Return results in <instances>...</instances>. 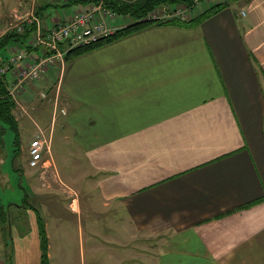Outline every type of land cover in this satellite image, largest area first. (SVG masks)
Masks as SVG:
<instances>
[{
    "label": "crops",
    "instance_id": "1",
    "mask_svg": "<svg viewBox=\"0 0 264 264\" xmlns=\"http://www.w3.org/2000/svg\"><path fill=\"white\" fill-rule=\"evenodd\" d=\"M10 2V15L38 12L49 25L91 3ZM219 3L226 5L197 25L153 24L58 64L44 105L27 88L14 99L18 129L30 128L25 145L40 135L49 146L42 170L28 157L22 163L15 147L7 154L29 181L30 201L15 205L28 216L10 231L15 264L41 262L38 214L51 264L54 257L55 264H264V0H216L209 8ZM84 181L87 190L75 188ZM100 202L120 211L111 245L95 233ZM75 223L79 246L69 229ZM134 230L157 243L136 250L143 257L117 249L132 245ZM5 250L0 264H10Z\"/></svg>",
    "mask_w": 264,
    "mask_h": 264
},
{
    "label": "rangeland",
    "instance_id": "2",
    "mask_svg": "<svg viewBox=\"0 0 264 264\" xmlns=\"http://www.w3.org/2000/svg\"><path fill=\"white\" fill-rule=\"evenodd\" d=\"M6 2H4L3 4L0 3L1 8L3 7V12H0V37H2L5 33L12 31V30H16V26L20 23L21 21V16H23V14L26 13H14L13 15L9 14L10 9L12 8L13 4L12 2H10V0H5ZM122 1V0H120ZM123 1H134V0H123ZM216 1V0H215ZM215 1H208V0H200L198 2L197 6H194L193 9L190 5H180L178 7V9H186V12L191 13L192 15H196L199 12H203L204 10H206L207 8H209L211 4H214ZM210 2H213L211 4H209ZM170 7L169 5H162L156 9H154L157 14H164V13H170ZM191 7V9H190ZM2 11V10H1ZM151 13V12H150ZM150 13L148 14V16L150 15ZM171 13H174L171 11ZM36 14V12H35ZM38 15V14H36ZM39 16V15H38ZM147 16V17H148ZM40 17V16H39ZM146 19H152V18H147ZM115 19L118 21L115 22ZM111 20V19H110ZM132 21L131 17L128 16H124L122 14L118 13V16L116 18H114V25L117 27L123 26L122 24L124 23H130ZM118 29V28H116ZM16 49L12 48L10 50V48L7 50V56L9 55L10 52L14 51ZM37 53V52H36ZM39 54L42 53V51L40 50V52H38ZM2 69V68H1ZM1 73V71H0ZM4 74V73H3ZM60 76V67L55 65L53 67H51L45 74L44 77L40 80L37 81H32V82H28L26 84V88H27V92L31 91V92H36L39 93L45 91L48 96L47 97H42L37 95L36 98L33 97L34 102H36L37 104H42L44 105L45 103H47L50 97L53 96L52 91L53 88H55L57 85L56 84H51L50 86L47 83H51L53 81H57L59 79ZM10 79V78H9ZM31 99V100H33ZM26 103L28 101V99L24 100ZM45 102V103H43ZM22 105V104H21ZM32 125V124H30ZM7 132L4 133L1 138L4 140L2 143L0 140V149H2L3 152L0 151V172L3 174H0L2 177L0 179V202L1 204L4 206L5 210L2 212L5 216H2L3 221H0V227L1 224H5L4 227L2 226V228H0V236L3 235L4 232V237L8 236V240L6 241V245L4 244L5 248H6V252L8 253V255H10L11 253V258L14 262V248H13V237L12 235H10V231L13 228V225H17L18 222L21 220V223L23 221V219L25 217L28 216V211H26L25 209L21 208H17L16 206H20L18 204H25L28 203L30 201L28 193H29V186H28V179L26 177H21L20 174L17 175L14 173V169H13V165H12V161H13V157L8 158L7 154L8 153H13V149L14 147L17 149L20 146V134L22 135V143L24 144V150L20 152V149H17L15 151V153L20 157V161L23 163L25 159H27L28 157V145L29 142L25 145L26 143V138L28 137L29 133H30V128L26 126L22 127L21 130H19V132L17 133L15 130H11V129H7ZM32 138V137H31ZM52 150L54 151V154H58L61 153L62 148L60 145V142L55 140L53 145H52ZM9 155V154H8ZM17 156V157H18ZM29 159V157H28ZM27 159V160H28ZM19 160V158H18ZM60 165V169L63 171L65 170H69L66 163L64 162H59ZM39 170H42L40 168H37ZM71 171V170H70ZM72 172V171H71ZM14 173V174H13ZM5 174V175H4ZM8 174V177L7 175ZM86 179V178H85ZM22 180V181H21ZM87 180V179H86ZM10 181V182H8ZM74 186H76V189H79V191H82L83 188L85 190H87V187H90L89 184L84 181V184H79L76 183L74 184ZM26 189V192H25ZM86 194L84 193V196ZM83 198L88 202V198L84 197ZM96 196V195H95ZM33 200V196H31V201ZM97 199H95V204H96ZM35 206L39 207L38 203L35 204ZM11 206V207H10ZM97 206H98V202H97ZM9 207L11 209H9ZM100 215L98 216V222L95 226V233L99 234L100 240L102 243L104 244H114L117 239H114L113 241L111 240V237L115 236L112 235L114 230H116L118 228L117 223H118V213L120 211L115 209V204H112L111 206H105L103 203L100 202ZM34 210V209H33ZM6 217V218H5ZM9 217V221L8 218ZM68 217L69 218H73V222H78L77 221V215H73L72 212L68 213ZM6 220H5V219ZM45 219L47 220V217L45 216ZM28 220V219H27ZM90 218H85L83 220L84 224V230H85V235L86 238L89 234L88 237H91V229H93V227H91L90 225ZM10 223V225H9ZM72 224L70 225L69 229L71 231V235L76 237V243L77 246H79V243L82 240V236H81V232L79 229V225L77 224ZM13 224V225H12ZM55 228V227H54ZM120 229L122 230V232L124 233L125 231L122 229V227L120 226ZM31 231L33 230L30 229ZM2 231V232H1ZM120 232V231H119ZM23 233V232H22ZM30 233V231H25L23 235H28ZM6 234V235H5ZM129 234V232H128ZM22 235V236H23ZM131 236V238H133L132 240V245H130V247H126L124 249H122V251L118 249V251L122 254L125 253V256L130 257H143V255L141 253L136 252V250H141L144 247L145 248H155L156 244L155 242H152V238H149L147 236H145L144 234H141L137 231L134 230V232L132 234H129ZM3 240H1L0 238V247H2L3 249H5L3 247ZM81 244V243H80ZM159 248H163L162 246ZM78 249V248H77ZM166 249V248H164ZM123 250H125V252H123ZM131 250V254H128L129 251ZM163 250V249H162ZM119 254V255H122ZM54 264L57 262V259L54 257L53 259ZM78 260H80V258H78ZM126 260V259H125ZM15 264V262H14Z\"/></svg>",
    "mask_w": 264,
    "mask_h": 264
},
{
    "label": "built area",
    "instance_id": "3",
    "mask_svg": "<svg viewBox=\"0 0 264 264\" xmlns=\"http://www.w3.org/2000/svg\"><path fill=\"white\" fill-rule=\"evenodd\" d=\"M199 1L194 0L193 4L196 6ZM105 2L106 0H93L87 7L54 25L42 21L32 11L21 16L15 31L22 34L27 28L32 27V29L24 44L10 46V50L15 47L16 49L9 53L1 69V73L8 75L7 88L13 99L16 100L26 89L28 82L42 79L44 74L55 65L63 66L68 51L73 47L97 42L117 30L113 21L118 13ZM176 13L183 16L186 14V9H179ZM158 15L154 10L147 18H155ZM36 49L38 52L41 50L42 53H36ZM40 95L48 96L45 91L40 92ZM62 112H65V109H62ZM48 148L44 137L40 135L33 137L27 149L29 166L44 167L45 151Z\"/></svg>",
    "mask_w": 264,
    "mask_h": 264
},
{
    "label": "trees",
    "instance_id": "4",
    "mask_svg": "<svg viewBox=\"0 0 264 264\" xmlns=\"http://www.w3.org/2000/svg\"><path fill=\"white\" fill-rule=\"evenodd\" d=\"M93 0H82V2H92ZM194 0H134V1H120V0H106L105 4L115 10L117 13L122 14L124 16L131 17L132 21L127 25H124L114 33L99 39L97 42H93L86 45H78L70 49L66 55V60H72L75 57L83 55L93 49H96L104 44L116 41L120 38H123L127 35H130L136 31H139L145 27H148L153 24H176V25H187L194 26L202 22L205 18L224 7L225 3H219L211 8L207 9L203 13H200L197 16H192L188 19L182 18L181 15H178L176 12L179 10L178 7L180 5H190L193 9L195 4H193ZM169 5L170 7V15H166L168 13L159 14L158 17L152 19H146L148 14L154 9L162 6ZM174 12V13H171ZM37 14H39L37 12ZM32 27L27 28V30L20 34L16 31L12 30L5 33L2 37H0V71L1 68L7 61V50L9 46L13 44H24L26 38L29 35ZM38 53V50H35ZM8 85V75L6 73H0V139L4 134V128H7L9 125L13 128L17 133L18 122L16 120L14 110L16 107V102L11 97V94L7 88ZM18 149V148H17ZM16 149V150H17ZM3 210L0 211V221H3L2 216H5ZM6 218V217H5ZM4 218V219H5ZM6 220V219H5ZM38 223H39V232L41 238V262L40 264H51L50 256H49V238L47 235L46 227L44 224V220L41 215L38 214ZM9 263L14 264L11 253L9 255Z\"/></svg>",
    "mask_w": 264,
    "mask_h": 264
},
{
    "label": "bare ground",
    "instance_id": "5",
    "mask_svg": "<svg viewBox=\"0 0 264 264\" xmlns=\"http://www.w3.org/2000/svg\"><path fill=\"white\" fill-rule=\"evenodd\" d=\"M38 16V15H37ZM39 17V16H38ZM41 19V17H39ZM42 21H44L43 19H41ZM49 141V140H48Z\"/></svg>",
    "mask_w": 264,
    "mask_h": 264
}]
</instances>
